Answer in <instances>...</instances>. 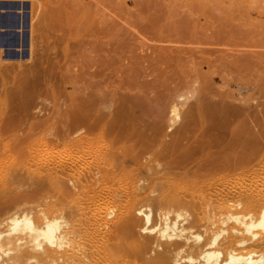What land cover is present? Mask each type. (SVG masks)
Segmentation results:
<instances>
[{"label":"rangeland","instance_id":"1","mask_svg":"<svg viewBox=\"0 0 264 264\" xmlns=\"http://www.w3.org/2000/svg\"><path fill=\"white\" fill-rule=\"evenodd\" d=\"M1 8L13 14L14 21L19 20L20 25L14 27V50L0 49V231L3 233L0 241H4L5 250L0 261L4 257L10 258L16 251L12 234L10 236L6 232L9 225H3L4 218L14 211V207L20 205L23 208L24 205L23 210L28 207L26 213L33 215L37 209L35 206L43 205L44 208L46 203L54 201L71 203L75 198L82 203L85 198L60 194L53 184L58 180L63 184L61 187H65V175L56 169L58 167L53 168L54 160H60L58 153L64 147H77L75 140L78 134L74 131L79 121L78 102L80 96H87V93L80 95L84 87L82 82L88 85L86 91L93 94L91 85L94 83H91L90 75L81 73L83 64L87 70L94 68L97 72L92 78L97 81L93 88L94 95H102L99 96L101 107H97L96 112L92 109L101 117L100 129L97 128L98 133L95 131L97 135L94 133L93 136L99 141L101 161L107 160L106 163L110 164L105 163L107 168L116 167L115 162L118 161V153L114 151L119 149V137L114 134L119 133L120 127L125 130L135 125L134 129H141V126L147 128V123L152 126L156 122L164 133H169L193 112L197 119L202 115L201 120L235 124L247 122L253 116L257 119L264 111V36L260 39L257 36L256 41L250 33L244 32L248 26L239 18L234 16L233 24L230 19V22L225 19L243 10H260L263 11L262 16L253 21L256 20V27L264 28V0H0ZM49 11L56 12L53 15L59 18L54 20V26L51 20L55 17L48 15ZM219 13L225 15L222 17L224 21L204 19V16ZM61 17L62 28H55L60 26L56 20ZM14 21L7 25H13ZM48 22L51 26L43 25ZM36 23L40 28L37 24L32 29ZM44 26L50 27H47L48 31L43 29ZM50 32L51 35L48 34ZM0 37L4 44L13 40L10 35ZM58 38L62 42L59 43ZM93 44H99L105 50L89 52L87 49ZM171 67L178 70L177 75H184L185 70L186 75L188 72L197 77L193 78L195 80L190 87H180L179 91L174 89ZM80 75L87 80L82 77L81 82ZM198 100L202 103L205 100L204 105L208 103V106L211 102L219 105L208 109L200 107L199 114V107H195L196 110L193 107V102ZM173 105L176 115L173 124L168 126ZM158 107L162 111H158ZM217 108L218 112L214 111L216 114L212 118V109ZM219 111L224 113L218 117L221 121L217 119ZM252 111L259 115L255 116ZM251 120L250 123L253 122ZM112 123L116 126L124 123L126 127L117 126L115 130L118 132L113 131L112 134ZM107 125L111 130H107ZM66 131L74 134L62 141L59 138ZM48 151H52V155L55 152V156ZM151 162V166L157 168L161 166L162 159ZM65 170H62L63 174L69 169ZM73 170H69L71 172L65 177L72 172L74 177L77 176L78 170ZM40 180L44 190L38 189Z\"/></svg>","mask_w":264,"mask_h":264},{"label":"bare ground","instance_id":"2","mask_svg":"<svg viewBox=\"0 0 264 264\" xmlns=\"http://www.w3.org/2000/svg\"><path fill=\"white\" fill-rule=\"evenodd\" d=\"M53 13L56 12L48 15L55 17L51 20L54 26V20L59 18ZM262 14L263 11L260 10H243L230 14L225 19L232 22L234 16L239 18L240 22L248 26L246 31L240 32L250 33L257 41L263 38L264 28L256 27L257 22L253 20L259 19ZM209 15L204 16V19L219 22L223 20L224 14ZM9 18L14 21L13 14L3 11L0 14V25L12 24ZM61 19L62 17L59 21L56 20L59 25ZM19 22L14 21V27H18ZM62 22L65 23V20ZM45 24L50 25L49 22L43 25ZM60 26L55 28H62ZM47 27L44 26L43 29L47 30ZM48 34L51 35V32ZM50 35L46 34L47 37ZM87 50L98 52L105 48L93 44ZM170 69L175 76H181L175 78L171 74L175 79L174 89L190 87L195 80L193 78L197 77L188 72L186 75L185 70L184 75H177L178 70L175 71L173 67ZM81 73L90 75L89 79L94 85H91L93 94L87 92L88 85L82 82L87 77L80 75L83 83L81 86H84L80 95L87 93L89 100L84 94L78 102L79 121L74 131L78 134L75 140L77 150L70 146V149L64 147L66 149H61L57 155L60 160L53 162V168L58 167L56 169L61 170L63 176L73 168L79 173L76 171L78 175L75 174L77 176L74 177L72 172L74 178L72 175L67 178L64 176L63 188V184L57 179L53 184L60 194L72 197L82 195L85 198L82 197V203H78V198L71 203L48 202L44 204V208L39 204V208L35 206L37 209L33 211V215L31 213L32 216L26 213L28 207L26 211L23 210L24 205L23 208L19 205L23 211L18 206L14 207V211L4 218L3 225H9L6 232L10 236L12 234L16 251L8 259L4 257L5 261L1 259L0 264H264V111L257 114L259 117L257 112L252 111L257 119L254 116L248 119L250 115H246L247 122L234 121L235 124L218 118L221 108L218 116L216 115L220 123L209 121L210 119L201 120L202 115L198 116V120L193 117V112L191 119L187 118L190 120L180 122L169 133H164V129L156 122L152 126L147 123V128L140 124L141 127H138L141 129H134L133 125L132 131L129 130L131 127L128 123L129 129L121 130L120 127L119 133L114 134L119 137V149L114 151L118 153V161L115 162L116 167L107 168V160L104 162L100 159L102 152L98 150L99 141L93 136L99 128L101 117L94 114L95 109L101 107V94L94 95L97 81L92 79L97 72L94 68L87 70L83 64ZM88 94H91V99ZM201 100L193 102L195 110V107H199V114L200 107L208 109L219 105H214V102H211L212 106H208V103L204 105L205 100L204 103ZM172 107L169 114L171 123L168 126L173 124L176 115V108L174 105ZM213 109L212 113L218 112V108ZM208 114L209 112L207 117ZM250 120L253 122L250 123ZM117 126L114 125L112 131L109 128V131L113 134ZM71 133L66 131L59 139H70V135L74 134ZM53 155L55 156V152ZM159 158L162 159L161 166L153 168L151 161ZM65 169L69 170L63 174L62 170ZM40 187L38 189L44 188L42 183ZM2 234L0 231V237ZM3 243L4 241H0V258L2 251H5Z\"/></svg>","mask_w":264,"mask_h":264},{"label":"crops","instance_id":"3","mask_svg":"<svg viewBox=\"0 0 264 264\" xmlns=\"http://www.w3.org/2000/svg\"><path fill=\"white\" fill-rule=\"evenodd\" d=\"M5 8H1L0 9V14L3 13V11L5 12L4 10ZM7 12V11H6ZM13 13H14V9H13ZM1 28H0V35H10L13 39L10 43H7V44H4L3 41H1L2 44V47H4V49L6 51H11V50H14V24L13 25H0ZM5 30V31H4ZM1 48V47H0Z\"/></svg>","mask_w":264,"mask_h":264}]
</instances>
